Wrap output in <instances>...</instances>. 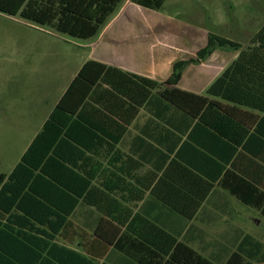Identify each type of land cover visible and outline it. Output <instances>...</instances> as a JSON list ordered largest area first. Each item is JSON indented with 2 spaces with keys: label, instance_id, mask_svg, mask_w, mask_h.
<instances>
[{
  "label": "crops",
  "instance_id": "crops-1",
  "mask_svg": "<svg viewBox=\"0 0 264 264\" xmlns=\"http://www.w3.org/2000/svg\"><path fill=\"white\" fill-rule=\"evenodd\" d=\"M148 11L123 0L94 38L69 41L68 59H56L48 41L30 59L29 95L34 104L39 97L51 104L20 160L54 114L63 128L52 146L61 165L47 169L43 181L61 196L62 224L51 243L79 256L53 249L54 260L42 264H140L151 251L159 255L178 243L223 263L237 251L234 243L245 241L249 210L264 218V208L229 191L249 185L253 203L264 193L262 116L248 127L209 104L192 118L135 79L163 83L175 63L194 59L206 44L187 45L184 33L159 34ZM221 49L184 66L176 88L204 96L237 57L225 59ZM88 61L111 69L80 96L73 114L55 111Z\"/></svg>",
  "mask_w": 264,
  "mask_h": 264
},
{
  "label": "trees",
  "instance_id": "trees-1",
  "mask_svg": "<svg viewBox=\"0 0 264 264\" xmlns=\"http://www.w3.org/2000/svg\"><path fill=\"white\" fill-rule=\"evenodd\" d=\"M122 2L123 0H0V13L11 17L19 16L29 23L48 27L70 39L86 41L99 33ZM132 2L157 11L165 0ZM227 47L237 52V57L210 85L204 96L176 88L184 66L199 62L216 49ZM110 69L100 63L86 62L58 102L55 111L73 114L80 96L83 98L85 92ZM133 77L147 89L158 91L165 100L192 118H196L210 104L249 127L260 116L264 120V24L246 47L208 34L206 45L196 52L195 58L175 63L170 77L163 83ZM62 134L63 128L54 120L53 114L44 123L13 171L8 176L0 171V264H42L48 260L53 261L52 258L56 257L51 253L53 249L79 258L73 251L51 243L54 235L61 229V209L56 206V203L61 202V196L48 191L43 179L47 177V169H60L61 159L56 157V148L52 149V146ZM49 176L53 178L54 175ZM54 178L58 180L60 177ZM248 186L232 184L229 191L247 206L264 208V193L260 195L259 203H253L248 195V188H245ZM250 240L251 237L246 236L237 251L232 252L220 264H248L258 252L256 250V254L252 255L246 249L251 245ZM140 264L219 263L178 243L172 250L159 255L151 251L144 259H140Z\"/></svg>",
  "mask_w": 264,
  "mask_h": 264
},
{
  "label": "rangeland",
  "instance_id": "rangeland-1",
  "mask_svg": "<svg viewBox=\"0 0 264 264\" xmlns=\"http://www.w3.org/2000/svg\"><path fill=\"white\" fill-rule=\"evenodd\" d=\"M146 16L150 24L158 27L159 34L178 37L184 33L181 41L187 45L207 43L208 34H214L246 47L264 24V0H165L160 10L148 11ZM171 29L178 31L173 33ZM41 41L51 42L55 54L60 56L56 59L61 61V57L68 59L72 50L69 41L76 40L19 16L0 14V171L5 175L18 164L50 108L49 98L39 97L34 104L27 88L30 59L39 54V49L43 51ZM221 51L225 52V59L237 54L228 47ZM15 115L19 126L14 125ZM249 211L253 220L245 230V235L251 237L246 249L252 255L258 252L248 264H264V218L257 211ZM240 242L234 243L235 250Z\"/></svg>",
  "mask_w": 264,
  "mask_h": 264
}]
</instances>
